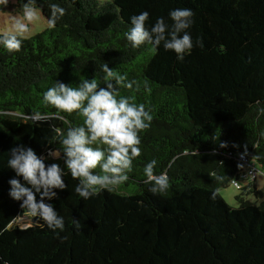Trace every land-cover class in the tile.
<instances>
[{"label": "trees", "instance_id": "trees-1", "mask_svg": "<svg viewBox=\"0 0 264 264\" xmlns=\"http://www.w3.org/2000/svg\"><path fill=\"white\" fill-rule=\"evenodd\" d=\"M110 1L111 8L98 10L96 0H35L47 21L52 4L64 15L55 27L22 38L19 51L0 47V264H264V190L255 186L257 167L264 173V0ZM177 8L194 12V46L182 62L162 44L155 53L147 44L130 46L124 33L133 15L148 11L149 27L158 17L171 24ZM105 63L133 82L120 95L153 115L128 181L84 200L69 173L66 188L45 201L64 217L59 237L39 218L15 225L27 214L9 195L10 179L24 183L7 167L10 150L30 147L46 166L67 172L63 153H50L82 119H60L43 104V92L56 81L79 86L81 78L106 87ZM37 112L47 120L35 121ZM152 159L155 174L169 177L163 195L145 183ZM246 167L257 169L254 182L241 179ZM233 181L241 185L238 208L220 194Z\"/></svg>", "mask_w": 264, "mask_h": 264}, {"label": "clouds", "instance_id": "clouds-1", "mask_svg": "<svg viewBox=\"0 0 264 264\" xmlns=\"http://www.w3.org/2000/svg\"><path fill=\"white\" fill-rule=\"evenodd\" d=\"M64 12L63 7L52 4L48 26L55 27ZM149 15L148 11H143L131 17V27L124 33L130 46L136 49L147 44L155 53L162 44L166 51H173L177 60L182 62L194 46L189 31L194 23L193 10H171V24L164 17H158L150 27L146 26ZM38 18L39 9L35 7V0H26L20 13L13 17L11 30L0 35V47L9 53L19 51L22 38L31 31ZM103 72L106 87H100L96 79L89 81L81 78L79 86L56 81L43 92V104L57 109L60 119H64L61 113H75L82 119L78 126L67 128L61 138L62 147L50 153L55 158L63 153L67 172L56 163L46 166L44 158L30 147L18 145L10 150L7 167L24 181L21 183L18 178L9 180L10 197L21 202L27 217L42 220L41 226H46L57 237L65 230L64 217L45 201L56 198L57 189L66 188L63 177L70 173L73 179L78 180L75 192L84 200L103 190H116L128 181L127 173L133 160L141 154L140 133L148 129L153 120L151 110L146 109L143 103H136L134 97L120 95L121 86L133 87V82H126V75L111 69L107 63L103 65ZM33 119L46 121L47 116L37 112ZM157 163L156 159H152L145 165V183L151 185L149 190L154 195H163L168 191L170 182L166 172L155 174ZM215 198L216 193L213 192L212 199ZM76 228H80L78 221Z\"/></svg>", "mask_w": 264, "mask_h": 264}, {"label": "rangeland", "instance_id": "rangeland-1", "mask_svg": "<svg viewBox=\"0 0 264 264\" xmlns=\"http://www.w3.org/2000/svg\"><path fill=\"white\" fill-rule=\"evenodd\" d=\"M17 1L18 0H0V35L8 30H11L13 17L20 13L21 9L16 7ZM96 4L98 6V10H102L103 8H111V5H113L112 1L110 0H96ZM48 28V21L39 10L38 20L34 22V24L31 26V31L23 38L29 39L35 37L38 34L46 31ZM246 169L248 170L249 168L246 167ZM257 169L259 171V176L255 186L258 190H264V173L260 170V168L257 167ZM246 184L247 183H242L243 187H246ZM241 193L242 191L232 184L220 191V194L223 196L226 202L234 208L240 207L237 197ZM244 200L256 202V196L254 194H246ZM32 224V218L27 216L21 217L15 222V225L20 227H27Z\"/></svg>", "mask_w": 264, "mask_h": 264}, {"label": "built area", "instance_id": "built-area-1", "mask_svg": "<svg viewBox=\"0 0 264 264\" xmlns=\"http://www.w3.org/2000/svg\"><path fill=\"white\" fill-rule=\"evenodd\" d=\"M240 159L243 163L248 164V159L244 155H241ZM257 175H258L257 169L252 168V169H249L245 174H243L241 179L243 178L244 181H248L247 183L254 182L257 179ZM232 184H233V186H235L237 188H241V185L238 181H233Z\"/></svg>", "mask_w": 264, "mask_h": 264}]
</instances>
